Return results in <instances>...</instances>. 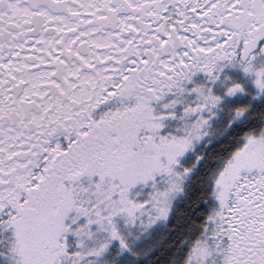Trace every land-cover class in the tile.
<instances>
[{
    "label": "snow or ice",
    "instance_id": "obj_1",
    "mask_svg": "<svg viewBox=\"0 0 264 264\" xmlns=\"http://www.w3.org/2000/svg\"><path fill=\"white\" fill-rule=\"evenodd\" d=\"M0 264H264V0H0Z\"/></svg>",
    "mask_w": 264,
    "mask_h": 264
}]
</instances>
